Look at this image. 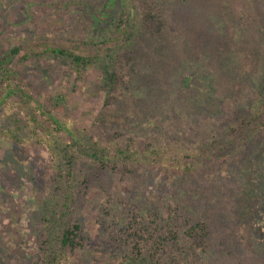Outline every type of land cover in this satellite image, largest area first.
<instances>
[{
  "label": "rangeland",
  "instance_id": "obj_1",
  "mask_svg": "<svg viewBox=\"0 0 264 264\" xmlns=\"http://www.w3.org/2000/svg\"><path fill=\"white\" fill-rule=\"evenodd\" d=\"M66 1L68 2V0H0V54L7 51V48L23 46L20 55L11 61L9 67L20 73H26L23 81L32 88V91L36 92L37 88H40L38 102L49 103L59 95H63L64 102L60 109L53 110V113L59 116L61 123L73 131L85 132L90 128L100 127L104 130L105 127L107 129L112 127L113 133L118 134L120 139L131 136L133 140L156 143L153 142V136L158 135V138L161 136L162 141L165 142L176 138L186 140L188 145H191L190 139L193 141V133L186 136L184 133V123L194 124L190 112L183 107H177L175 102L171 103V107L152 110L154 106L149 103L155 96L156 89L151 90L153 88L151 85L146 87L143 83L142 75L148 71V67L142 64V58L134 53V49L126 55L121 54L126 59L123 67L118 69V73L121 74L118 75L115 85L105 83L106 80L99 67L87 69L82 80L77 84H73V81L66 82L63 76L67 72L66 68L59 75L53 74L52 80H48L47 77L40 75L37 64L23 62L21 57L31 47L41 51L44 44L63 45L83 53L96 52L97 47L77 43L82 41V38L77 39L76 33L89 30L96 19L92 8L98 5H101L99 17L102 16L103 20L107 18L106 13L112 12L110 14L112 16L115 11L122 9V5L126 11H131L135 7L142 17L149 16L147 39L139 45V48L141 53L143 49L152 53L160 49L162 43L164 45L171 43L174 33L183 37L187 34H195L194 31L199 28L197 19L205 20V18L201 17L200 12L198 15H194L193 12L203 9L207 14L210 12L214 14L220 5L227 2L147 0L138 3L135 0H124V4H121V0H113L115 4L112 3L109 7L110 0H72L70 3L79 5L78 8L70 14V7L73 5L67 3L69 9L66 12L69 14L64 15L61 6H65ZM59 2H63L64 5ZM176 2L181 6L176 7ZM229 8L233 15L234 8ZM164 9H167V17L165 19L162 17V20L160 14L165 12ZM187 11H190L188 14L190 16L186 18L184 15ZM149 12L152 15L148 14ZM236 17L228 26L234 29L233 49L236 55L234 61L240 64L246 57L245 47H248L246 51L258 52L257 46L264 50V39L260 33L258 32L257 35L261 38L248 36L243 25L248 24L249 27L257 28V25L263 22L255 23L249 18L241 21L238 16ZM161 20L164 23L162 29L159 28ZM207 21L210 25L211 19L208 18ZM168 22H171V25H168ZM200 25L203 28L204 22ZM207 31H209L206 33L208 37L214 33L213 27L211 31ZM115 36L116 38L114 37L108 45L98 47L100 53L103 54L108 47H114V50L117 45L119 47L125 45L123 42L120 45L118 34ZM169 46L171 45L165 47ZM184 49L182 45L181 50ZM193 61L198 63L195 59ZM186 68L182 66L181 71ZM194 82L191 84H196ZM2 86L0 119L17 109L15 95L5 102L1 101L6 89L5 85ZM186 86L188 84L183 82V88L180 91L176 90V100L189 96ZM174 105L176 108L172 110ZM204 107L214 110L216 106L207 103ZM25 112L19 110V115L23 116ZM199 112L198 119L206 121L207 118L203 116L206 111ZM112 118L121 119V124L117 121L112 124ZM127 119H136L143 126L138 128L139 123L136 124L134 120L135 126L126 124ZM95 122L97 125L93 126ZM166 125L178 127L177 132L169 135L160 132L154 134L156 128L163 130L162 126ZM65 133L66 130L57 134L66 137ZM48 138L50 137H46L40 144H36L32 139L27 140L24 148L19 150L10 140L0 137L1 264H37L36 253L43 226L41 202L46 193L53 192L49 170L55 160L53 157L55 151H52L47 144ZM253 166L250 172L256 179L250 182L252 185L243 182L239 194L230 193L233 198L230 201L227 198L231 197L225 196L219 180L214 176L210 177L212 184L198 180L195 181L198 182L197 184L190 186L180 169L174 170L170 175L163 170L142 169L133 174L131 180L119 173L106 175L105 177L110 180V190L94 183L90 185L85 209L78 216L81 225L78 238L83 246L69 264H117L126 253L131 251L134 244L131 239H125L128 235V226L134 227V230L146 227L150 231L156 223L159 227L165 226L163 227L165 231L169 230L164 236L175 232L184 236L181 242L186 246L183 250L169 242L158 246L159 252L154 255L161 256L158 257L161 259L160 264L230 263L234 257L231 253L224 254V252L231 247L232 251L237 250L236 244L239 243V232L235 230L237 227L249 229L243 247L250 251L258 264L261 263V259L256 255L261 254L262 250L264 252V154L256 158ZM163 167H166L165 164ZM183 185L188 188L182 187ZM227 192L229 193V190L226 188ZM167 224L169 228L166 227ZM200 231L205 235L204 238L198 237ZM189 233L196 238L189 237ZM218 237L224 239L222 246L218 243ZM195 252L196 256H194ZM195 259L197 262H192ZM262 260L264 264V258ZM240 264H250V262L245 261Z\"/></svg>",
  "mask_w": 264,
  "mask_h": 264
},
{
  "label": "trees",
  "instance_id": "obj_2",
  "mask_svg": "<svg viewBox=\"0 0 264 264\" xmlns=\"http://www.w3.org/2000/svg\"><path fill=\"white\" fill-rule=\"evenodd\" d=\"M135 1L140 3L147 0ZM191 1L196 3L195 0ZM224 1L227 4L220 5L214 14L212 12L207 14L203 9L193 12L194 15L200 12L201 17L205 18V20L197 19L199 28L194 31L195 34H187L183 37L174 33L171 43L167 45L162 43L160 49L152 53L146 49H141L143 51L141 53L139 48V45L147 39L149 16L142 17L135 7L129 10L130 12L126 11L122 5V9L115 11L112 16L110 15L112 12L106 13L107 18L103 20L102 16L99 17L102 8L98 5L92 8L96 19L89 30L76 33L77 39L82 38V41L77 43L97 47L96 52L83 53L63 45L44 44L41 51L31 47L21 57L23 62L37 64L40 75L47 77L48 80H52L53 74L59 75L66 68L67 72L63 74L66 82L73 81V84H77L82 80L87 69L99 67L106 80L105 83L114 84L121 74L118 73V69L125 63L126 58L122 55L134 49V53L142 58V64L148 67V71L142 75L143 83L146 87L151 85L153 87L151 90L156 89L155 96L149 103L154 106L152 110L171 107L175 102L177 107H183L190 112L194 124L184 123V133L185 136L193 133V141L190 139L191 145H188L186 140L176 138L165 142L162 141L161 136L158 138V135L153 136V142L156 143L133 140L131 136L120 139L118 134L113 133L112 127L108 129L105 127L104 130L93 127L94 129L90 128L85 132L68 129L64 123H61L59 116L53 113V110L60 109L64 102L63 95H59L49 103H39L37 97L40 88H37L36 92L32 91V88L23 81L26 73H20L9 67L11 61L20 55L23 46L7 48V51L0 54V89L2 85L6 88L1 101L5 102L15 95L18 109L0 119V137L10 140L19 150L24 148L27 140L32 139L36 144H40L46 137H50L47 144L52 151H55L53 156L55 160L49 170L53 192L46 193L41 202L43 226L35 263L69 264L74 258L76 252L83 246L78 238L81 230L78 216L85 209L86 196L92 183L110 190V180L105 177L106 175L119 173L131 180L132 175L142 169L163 170L169 175L174 173V170L180 169L190 186L197 184L198 182L195 181L198 180L212 184L210 177H216L223 193L228 197H231L232 192L239 194L243 182L252 185L250 182L256 179L250 172L253 170V163L260 154H264V50L257 46L258 52L246 51L248 47H245L246 57L240 64L235 62L234 29L228 24L230 25L231 20H235L236 16L241 21L247 18L255 23L261 21L263 24L257 25V28L249 27L248 24H244L243 28L248 36L256 39L260 37L257 35L259 32L264 39V0H221L222 3ZM70 2L72 0L64 2L65 6H61L64 15L69 14L66 12L69 9L66 4H72ZM120 2L124 4V0ZM112 3L115 4L110 0L108 6L110 7ZM72 5L70 14H73V10L79 6L75 3ZM175 5L181 6L178 2ZM229 7L234 8L233 15ZM164 11L160 14L161 19L167 17V9ZM189 13L190 11H187L184 16L187 18L190 16ZM148 14L152 15L151 12ZM208 18L211 19L210 25ZM194 20L196 21V18ZM201 22H204L205 29L200 25ZM163 24L162 22L159 26L160 29L163 28ZM168 25H171V22H168ZM212 27L214 33L208 37L207 30L211 31ZM117 34L120 45L123 43L125 45L122 47L117 45L114 50V47H108L103 54L100 53L98 47L108 45ZM181 43L184 45V51L181 50ZM168 45L171 46L165 47ZM193 59L198 63L192 62ZM182 66L188 68L181 71ZM28 80L33 82L31 79ZM183 82L188 84L186 87L189 96L176 100V90L180 91L183 88ZM162 96L165 98L163 99ZM207 103L208 105L213 103L215 109H205ZM145 108L144 106L143 109ZM175 108L176 106L172 110ZM19 110L26 112L20 116ZM199 111H206L205 114L202 113L207 118L206 121L198 119ZM133 120L136 124L139 123L136 119H127L125 123L135 126ZM116 121L119 124L122 122L121 119H111L112 124ZM95 125L96 122L93 126ZM140 126L143 124L137 125L138 128ZM162 127L163 130L156 128L154 134L159 132L167 135L175 134L178 128L172 125ZM64 130L67 132L66 137L57 134ZM164 164L166 167H163ZM226 188L229 193H226ZM155 225L150 231L146 227L134 230V227L128 226V235L125 239H131L134 244L131 251L126 253L117 264H160L161 259L158 257L161 256H155L154 253L159 252L157 247L164 242L176 245L182 250L186 247L181 242L184 236L176 232L164 236L169 230L165 231L163 228L165 226L159 227L157 223ZM166 227L169 228V224ZM235 230L240 234H238L239 243L236 244L237 250L232 251L231 247L224 252V254L231 253L234 257V260L226 264H240L245 261L258 264L250 251L243 247L249 229L237 227ZM188 236L196 238L191 233ZM204 236L200 231L198 237L204 238ZM217 240L222 246L224 239L218 237ZM196 255L195 252L194 256ZM256 256L262 261L259 264H263V250ZM192 262L195 263L197 260Z\"/></svg>",
  "mask_w": 264,
  "mask_h": 264
}]
</instances>
